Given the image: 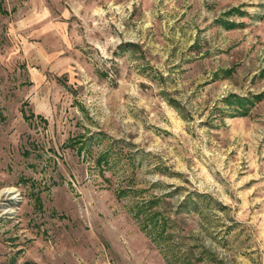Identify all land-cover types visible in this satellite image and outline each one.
Instances as JSON below:
<instances>
[{
	"label": "rangeland",
	"instance_id": "rangeland-1",
	"mask_svg": "<svg viewBox=\"0 0 264 264\" xmlns=\"http://www.w3.org/2000/svg\"><path fill=\"white\" fill-rule=\"evenodd\" d=\"M0 264H264V0H0Z\"/></svg>",
	"mask_w": 264,
	"mask_h": 264
},
{
	"label": "trees",
	"instance_id": "trees-1",
	"mask_svg": "<svg viewBox=\"0 0 264 264\" xmlns=\"http://www.w3.org/2000/svg\"><path fill=\"white\" fill-rule=\"evenodd\" d=\"M227 103L228 104H233L236 103V107L238 109H241L244 111L245 109V103H246V99L244 97H240L237 95H229V97H227ZM156 214L152 213V216L154 217Z\"/></svg>",
	"mask_w": 264,
	"mask_h": 264
}]
</instances>
